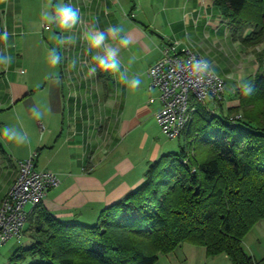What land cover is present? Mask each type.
Wrapping results in <instances>:
<instances>
[{
    "label": "crops",
    "instance_id": "crops-1",
    "mask_svg": "<svg viewBox=\"0 0 264 264\" xmlns=\"http://www.w3.org/2000/svg\"><path fill=\"white\" fill-rule=\"evenodd\" d=\"M61 3L77 14L71 26L60 28L52 18ZM0 29L8 33L0 41V57L7 58V66L0 65V204L17 178L18 161L38 152L37 169L60 180L43 208L63 222L87 225L140 187L165 155L154 141L163 134L155 118L160 93L148 77L165 47L177 43L203 55L227 78L216 60L227 58L233 43L216 0H0ZM100 34L104 40L94 47L91 38ZM109 56L115 69L101 64ZM132 79L140 81L135 88L127 82ZM206 106L217 109L211 100ZM5 130L22 139H7ZM255 228L259 246L250 252L244 246L260 259L264 222ZM16 242L12 253L22 244ZM221 258L206 264H230Z\"/></svg>",
    "mask_w": 264,
    "mask_h": 264
},
{
    "label": "trees",
    "instance_id": "trees-1",
    "mask_svg": "<svg viewBox=\"0 0 264 264\" xmlns=\"http://www.w3.org/2000/svg\"><path fill=\"white\" fill-rule=\"evenodd\" d=\"M235 43L264 44V0H216ZM2 34V29H0ZM253 77L234 89L220 112L194 102L187 144L162 155L145 182L105 208L96 224L63 222L37 205L30 244L9 264H157L182 245L205 248L230 264H264L244 241L264 222V49ZM261 71V72H260Z\"/></svg>",
    "mask_w": 264,
    "mask_h": 264
},
{
    "label": "built area",
    "instance_id": "built-area-1",
    "mask_svg": "<svg viewBox=\"0 0 264 264\" xmlns=\"http://www.w3.org/2000/svg\"><path fill=\"white\" fill-rule=\"evenodd\" d=\"M50 29V25H45ZM3 33V29H2ZM203 71H194L193 65ZM150 88L160 93L161 107L155 118L168 139L180 138L191 124L194 102L206 104L223 100L227 83L210 61L190 49H178V44L165 47L162 56L148 70ZM38 152L18 161L19 172L10 191L0 204V251L11 240L23 237L29 215L48 193L60 185L58 176L36 167ZM31 205V211H27Z\"/></svg>",
    "mask_w": 264,
    "mask_h": 264
},
{
    "label": "rangeland",
    "instance_id": "rangeland-1",
    "mask_svg": "<svg viewBox=\"0 0 264 264\" xmlns=\"http://www.w3.org/2000/svg\"><path fill=\"white\" fill-rule=\"evenodd\" d=\"M32 18V17H31ZM39 16H36V19ZM234 43V44H233ZM228 43L227 51H229V56L224 59L223 56H219L216 60L217 65L228 74V77L224 79L227 83V89L224 95V101H222L223 107L231 106L234 104L233 100L231 102V97L234 95V89H237L243 83L248 81L256 73L258 69L257 56L264 49V44L257 45L255 47H248L242 43ZM193 49V48H192ZM198 52L196 49H194ZM228 60V61H227ZM261 72V71H260ZM220 112V106L215 110L216 113ZM152 130H157V124H154ZM156 143L165 146V154L169 153H179L181 149L187 144L186 137L181 136L178 139H168L165 135L160 134L159 138L154 140ZM32 206L27 205L26 210L31 211ZM95 224V223H94ZM93 225V224H92ZM28 226V223H27ZM26 226V227H27ZM262 238V234L258 228L252 230L246 237L247 250L250 252L251 247L257 248L259 246L258 240ZM27 237H22L21 245H26ZM17 240L13 239L9 241L0 252V264H9V258L12 256L10 248L17 246ZM20 245V246H21ZM19 246V245H18ZM172 256L162 257L157 264H206L209 261L203 259L204 254L206 255V250L203 247L186 244L183 247L178 248ZM221 259H228L226 255H222ZM223 262H219L221 264ZM228 263H230L228 259Z\"/></svg>",
    "mask_w": 264,
    "mask_h": 264
},
{
    "label": "clouds",
    "instance_id": "clouds-1",
    "mask_svg": "<svg viewBox=\"0 0 264 264\" xmlns=\"http://www.w3.org/2000/svg\"><path fill=\"white\" fill-rule=\"evenodd\" d=\"M76 15H77L76 12L73 11L71 6L61 3V4L56 5L55 15L52 18L55 19L58 27L63 28V27L71 26L72 24H74L76 20ZM7 37H8V33L7 31H4L2 34H0V41H7ZM103 40H104V35L100 34L98 36L92 37L90 42L94 47H96V46H100ZM129 42L130 41H128L127 39L122 41V43H125V44ZM110 61H111V56L105 57L101 60V64L105 66L106 68L115 69L116 64L111 63ZM51 63L55 65L57 63V59L54 57ZM0 65L7 66V58L0 57ZM193 70L203 71V68L197 64V65H193ZM127 82L129 86L132 88L137 87L140 83L139 79H132ZM37 116H39V113H37ZM3 135L7 137V139L9 140L22 139V137L18 138L15 136V134L10 133L8 130H5Z\"/></svg>",
    "mask_w": 264,
    "mask_h": 264
}]
</instances>
